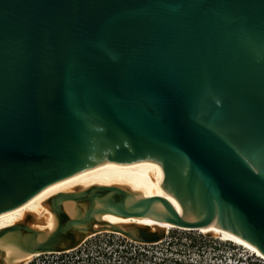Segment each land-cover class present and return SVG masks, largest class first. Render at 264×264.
Returning <instances> with one entry per match:
<instances>
[{"label":"water","instance_id":"water-1","mask_svg":"<svg viewBox=\"0 0 264 264\" xmlns=\"http://www.w3.org/2000/svg\"><path fill=\"white\" fill-rule=\"evenodd\" d=\"M100 170L145 181L154 198L56 196L53 234L39 241L23 223L0 239L67 253L108 213L213 224L264 255V0H0V214ZM115 232L146 245L167 233Z\"/></svg>","mask_w":264,"mask_h":264},{"label":"bare ground","instance_id":"bare-ground-1","mask_svg":"<svg viewBox=\"0 0 264 264\" xmlns=\"http://www.w3.org/2000/svg\"><path fill=\"white\" fill-rule=\"evenodd\" d=\"M108 187L120 188L127 191L130 194L127 198V206L133 205L137 200L154 198L149 185L145 181L121 171L100 170L91 173L75 174L46 187L19 207L0 214V232L18 224L28 223L29 228L40 233L39 241H42L45 237L53 234L58 226L57 218L48 204L49 200L60 195L76 194L89 190L95 191L98 188ZM100 203L101 201L99 200L95 201L97 208L101 207ZM63 208L70 218L76 216L77 204L75 202L67 201L63 204ZM154 210L160 211L161 209L158 205H155ZM28 217L32 220L30 223L27 220ZM95 221L93 236L103 232L119 235L118 232H115L117 229L136 232L138 229L148 228L150 232L160 230L169 232L177 228L160 222L153 216L123 218L115 214L106 213L97 215ZM200 231L223 242H230L244 247L253 253L254 256H258L264 260L262 252L239 235L221 230L213 224ZM25 245V242L20 243L18 237L14 235H8L0 239V251L4 255V264H26L35 257L40 256V254L32 255L24 252L22 248Z\"/></svg>","mask_w":264,"mask_h":264},{"label":"rangeland","instance_id":"rangeland-1","mask_svg":"<svg viewBox=\"0 0 264 264\" xmlns=\"http://www.w3.org/2000/svg\"><path fill=\"white\" fill-rule=\"evenodd\" d=\"M31 221L30 218L28 222ZM199 232L201 231L176 228L165 234V241L152 245L127 242L124 240L126 237L121 234L103 232L90 236L92 238L76 253L72 252L62 256L57 254L43 255L34 258L33 262L34 264H74L77 262L76 258L79 257L81 264H85L88 256L89 259H94L98 264H131L132 262L134 264H155L156 262V264H159L162 260H165L166 264H173L175 256L178 255L179 258L184 260L185 264H205L214 258V251L211 248L214 247L212 242H216L226 247L223 250L221 249L223 259L220 264H255L254 262L262 264L255 261L256 256H252L247 249L229 242H222L216 238H206ZM194 247L205 248V253L200 257ZM157 248L161 250L157 251ZM228 248L236 250L229 251ZM140 249L145 250V252L140 254ZM174 249H177L178 252L173 251ZM134 251H137V255ZM156 251L158 254H155ZM247 255L252 257V261L250 259L246 260ZM243 257L242 262L238 263V260ZM191 259L194 260L193 263ZM212 264H217V262L213 261Z\"/></svg>","mask_w":264,"mask_h":264},{"label":"flooded vegetation","instance_id":"flooded-vegetation-1","mask_svg":"<svg viewBox=\"0 0 264 264\" xmlns=\"http://www.w3.org/2000/svg\"><path fill=\"white\" fill-rule=\"evenodd\" d=\"M167 233H169V232H167ZM187 233H190V232H187ZM201 235H204V237H208V238H213V239H215L213 236H208V235H206V234H204L203 232H199ZM92 237H88L83 243H82V245L80 246V247H78L77 249H75V250H73V251H69V252H67V253H55V254H57V255H59V256H62V255H66V254H69V253H72V252H74V253H76V251L78 252V251H80L81 249H82V247L84 246V245H86V243L89 241V239H91ZM165 239H166V237L162 240V241H160L161 243L163 242V241H165ZM217 239V238H216ZM124 240H126L127 242H129V241H131V242H133V243H137V242H134V241H132V240H130V239H128V238H124ZM221 241V240H220ZM160 242H158V243H160ZM223 242V241H222ZM109 243V242H108ZM122 243V242H121ZM230 243V242H229ZM110 244V243H109ZM141 244V243H140ZM157 244V243H156ZM143 245H146V244H143ZM212 245H214V247H212L211 249L214 251V255H213V259H211L209 262H206L205 264H212V262L214 261V262H217V264H220L221 262H222V259H223V256H222V253H223V251H221V249L223 250V248H226V247H223V246H221V244H217L216 242H212ZM194 249H195V251H197V253H198V255L200 256V255H203L204 253H205V248H203V247H201V248H199V247H194ZM159 250H161L160 248H157V251H159ZM228 250L230 251V250H233V251H235L236 249H230V248H228ZM155 252V254H158V252ZM173 251H176V252H178V250L177 249H174ZM143 252H145V250H142V249H140L139 250V253L141 254V253H143ZM134 253H135V255H137V251H134ZM46 255H53V254H46ZM232 255V254H231ZM41 256H43V255H40V257ZM198 256V257H199ZM233 256V255H232ZM201 257V256H200ZM234 257V256H233ZM35 258H37V257H35ZM34 260H32V261H30V262H28V263H26V264H34V262H33ZM76 261L77 262H75L74 264H81L82 262H81V260H80V258L79 257H77L76 258ZM191 261H192V263L194 262V260L193 259H191ZM157 263V262H156ZM155 263V264H156ZM23 264V263H22ZM36 264H39V263H36ZM55 264H58V263H55ZM85 264H98L94 259H89V257L87 256V262H85ZM131 264H134V262H132ZM159 264H166L165 263V260H162V262H160ZM173 264H185V262H184V260H182L181 258H179V256L178 255H176L175 256V258H174V263ZM186 264H189V263H186Z\"/></svg>","mask_w":264,"mask_h":264},{"label":"built area","instance_id":"built-area-1","mask_svg":"<svg viewBox=\"0 0 264 264\" xmlns=\"http://www.w3.org/2000/svg\"><path fill=\"white\" fill-rule=\"evenodd\" d=\"M247 251H248V250H247ZM250 253H251V252H250ZM251 255L253 256L254 254L251 253ZM39 257H40V256H39ZM39 257H37V258H39ZM255 261H258L259 263L264 264V260H263L262 258H259L258 256H256Z\"/></svg>","mask_w":264,"mask_h":264},{"label":"trees","instance_id":"trees-1","mask_svg":"<svg viewBox=\"0 0 264 264\" xmlns=\"http://www.w3.org/2000/svg\"><path fill=\"white\" fill-rule=\"evenodd\" d=\"M248 256V255H247ZM233 257V256H232ZM242 259H244V257L243 258H240L239 260H238V263H241L242 262ZM248 259H250V261H252V257H250V256H248L247 258H246V260H248ZM255 264H256V262H254Z\"/></svg>","mask_w":264,"mask_h":264}]
</instances>
